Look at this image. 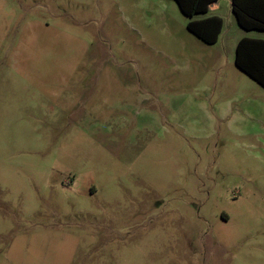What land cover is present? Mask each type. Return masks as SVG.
<instances>
[{
	"label": "rangeland",
	"instance_id": "1",
	"mask_svg": "<svg viewBox=\"0 0 264 264\" xmlns=\"http://www.w3.org/2000/svg\"><path fill=\"white\" fill-rule=\"evenodd\" d=\"M174 0H0V264H264V88Z\"/></svg>",
	"mask_w": 264,
	"mask_h": 264
},
{
	"label": "trees",
	"instance_id": "2",
	"mask_svg": "<svg viewBox=\"0 0 264 264\" xmlns=\"http://www.w3.org/2000/svg\"><path fill=\"white\" fill-rule=\"evenodd\" d=\"M186 17L203 16L186 24V29L206 45L218 41L223 20L208 15L217 0H174ZM238 27L246 32H264V0H230ZM235 67L264 88V39L241 38L235 47Z\"/></svg>",
	"mask_w": 264,
	"mask_h": 264
},
{
	"label": "crops",
	"instance_id": "3",
	"mask_svg": "<svg viewBox=\"0 0 264 264\" xmlns=\"http://www.w3.org/2000/svg\"><path fill=\"white\" fill-rule=\"evenodd\" d=\"M230 6H231V3H230ZM219 9H220V7H219V5H217V1H216L214 4H212V5L209 7V13H210V12H216V11H218ZM209 13H208V15H210ZM239 40H240V39H239ZM239 40H238V41H239ZM238 41H237V42H238Z\"/></svg>",
	"mask_w": 264,
	"mask_h": 264
}]
</instances>
